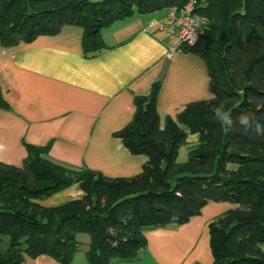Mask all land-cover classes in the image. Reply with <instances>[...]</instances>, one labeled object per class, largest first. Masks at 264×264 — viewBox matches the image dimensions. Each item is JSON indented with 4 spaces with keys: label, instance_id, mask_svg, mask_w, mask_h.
I'll list each match as a JSON object with an SVG mask.
<instances>
[{
    "label": "trees",
    "instance_id": "16d2710c",
    "mask_svg": "<svg viewBox=\"0 0 264 264\" xmlns=\"http://www.w3.org/2000/svg\"><path fill=\"white\" fill-rule=\"evenodd\" d=\"M186 1L0 0V46L72 24L82 28L85 54L94 56L106 48L101 30L114 21ZM196 10L206 17L205 32L178 49L204 60L212 98L187 104L161 126V80L136 95L132 120L114 133L131 153L147 157L131 178L54 162L49 145L27 144L22 167L0 162V264L40 255L71 263L78 233L88 234L89 264L131 261L146 246L143 230L184 223L209 201L235 205L208 224L213 264H264V132L240 124L247 114L264 125V0H197ZM0 108H9L1 91ZM190 134L196 141L178 162ZM74 183L81 198L49 207L37 202Z\"/></svg>",
    "mask_w": 264,
    "mask_h": 264
},
{
    "label": "crops",
    "instance_id": "0c3cea01",
    "mask_svg": "<svg viewBox=\"0 0 264 264\" xmlns=\"http://www.w3.org/2000/svg\"><path fill=\"white\" fill-rule=\"evenodd\" d=\"M167 10L133 13L101 30L106 46L87 56L82 28L64 25L52 35L0 46V91L9 105L0 108V162L22 167L26 145H49L48 157L72 167H86L107 178H131L147 157L131 153L115 132L133 118L136 95H146L157 79V111L175 117L187 104L212 98L203 59L173 50L155 24ZM190 142L196 135L190 134ZM83 196L79 184L37 201L57 206ZM235 207L207 202L186 222L143 230L146 246L131 261L112 264H213L209 222ZM264 249V248H263ZM21 264H62L47 255L24 257ZM68 264H89L78 251Z\"/></svg>",
    "mask_w": 264,
    "mask_h": 264
},
{
    "label": "built area",
    "instance_id": "2783aa9c",
    "mask_svg": "<svg viewBox=\"0 0 264 264\" xmlns=\"http://www.w3.org/2000/svg\"><path fill=\"white\" fill-rule=\"evenodd\" d=\"M197 0H187L183 5L167 9L163 20L155 24L160 31L173 39L167 56L181 45L192 46L203 35L207 26L206 17L197 10Z\"/></svg>",
    "mask_w": 264,
    "mask_h": 264
},
{
    "label": "rangeland",
    "instance_id": "374dc122",
    "mask_svg": "<svg viewBox=\"0 0 264 264\" xmlns=\"http://www.w3.org/2000/svg\"><path fill=\"white\" fill-rule=\"evenodd\" d=\"M160 11V14L164 12V9L163 10H159ZM195 142H190L188 141V143H185V144H181L180 147H179V150H178V155H177V158L176 160L178 162H184L185 160H187L188 158V151L190 150L191 146ZM77 240L80 242V254H82L85 250V247H86V243L88 241V234L86 233H78L77 234ZM85 254V253H84Z\"/></svg>",
    "mask_w": 264,
    "mask_h": 264
},
{
    "label": "clouds",
    "instance_id": "9594fccd",
    "mask_svg": "<svg viewBox=\"0 0 264 264\" xmlns=\"http://www.w3.org/2000/svg\"><path fill=\"white\" fill-rule=\"evenodd\" d=\"M216 112L218 114V113L221 112V110L220 109H217ZM220 119L223 120L227 125L231 126L232 121H231V119L228 116H226V115L223 114L222 116H220ZM252 123H255V130H256L257 133L264 132V125H261L258 122L253 121L250 118L249 115L246 114V115H243V116L240 117V124L242 126H244L245 129L250 128L252 126Z\"/></svg>",
    "mask_w": 264,
    "mask_h": 264
}]
</instances>
